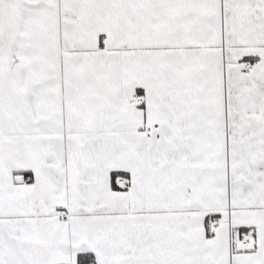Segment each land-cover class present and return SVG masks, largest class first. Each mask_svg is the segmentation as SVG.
<instances>
[{
  "label": "snow or ice",
  "instance_id": "6c2138e0",
  "mask_svg": "<svg viewBox=\"0 0 264 264\" xmlns=\"http://www.w3.org/2000/svg\"><path fill=\"white\" fill-rule=\"evenodd\" d=\"M0 264H264V0H0Z\"/></svg>",
  "mask_w": 264,
  "mask_h": 264
}]
</instances>
